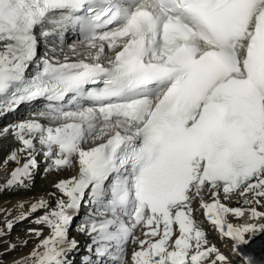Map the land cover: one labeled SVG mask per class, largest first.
Wrapping results in <instances>:
<instances>
[{
  "label": "snow or ice",
  "instance_id": "snow-or-ice-1",
  "mask_svg": "<svg viewBox=\"0 0 264 264\" xmlns=\"http://www.w3.org/2000/svg\"><path fill=\"white\" fill-rule=\"evenodd\" d=\"M69 26L79 59L41 58L26 75L39 36ZM39 98L46 122L4 129L19 145L4 187L26 186L38 154L46 171H77L54 184V207L31 204L47 209L37 223L49 234L13 264H72L82 204L91 210L78 230L112 264H128L130 243L131 264H254L243 246L264 233L253 206L264 199V0H0V109ZM197 197L235 262L193 218Z\"/></svg>",
  "mask_w": 264,
  "mask_h": 264
},
{
  "label": "bare ground",
  "instance_id": "bare-ground-1",
  "mask_svg": "<svg viewBox=\"0 0 264 264\" xmlns=\"http://www.w3.org/2000/svg\"><path fill=\"white\" fill-rule=\"evenodd\" d=\"M47 38L51 39L52 41L53 40H55V41H57V40L60 41L61 40V39H59L57 37L56 34L50 35ZM62 40L63 41L65 40L66 42H68L69 43V47L72 48V46L75 45L78 50H82V46L79 44L80 40L74 38V33L71 32V27L70 26L66 29V32L64 33V36H63ZM38 46H39V44H38ZM54 51L57 52L58 49H55ZM72 51H73L72 49H70V50L66 49L67 53H70ZM106 51H108V50L106 49ZM74 54H76V53H74ZM109 54H111V53L109 52ZM70 55H72V53ZM70 55L69 54L68 55H60V56L56 55V58L59 61H61V62L64 61L65 57H68V59L70 61H74V60H78L79 59V56L77 54L74 55L73 57L70 56ZM42 100L43 99L39 98V99L33 100L31 102L32 103L35 102L39 107H41V109L44 108V110H45L47 105L42 103ZM31 102H29V103H31ZM19 106H22V108L16 106V107H14L11 110L0 109V117H2V115L5 114V113H8L9 115H12V116L17 115V113H19L21 110H23L25 108H28L30 106V104H28L26 102V103L20 104ZM15 108H20V109H18L17 111H14ZM41 111H43V110H41ZM38 113H33L31 115H28V117H27L28 119L27 120H29V119H40L41 122H46V121H43V119L41 117H39ZM6 118H7V116H6ZM18 122H20V121H17L15 123H13L12 125L8 126L7 129H11V127L14 126L15 124H17ZM4 142H6L8 144V146L10 147V151H12L13 149H15V148H17L19 146L18 142L15 140L13 135L5 134L4 131H3V132L0 133V147L3 145ZM42 158H43V156H41V160H42ZM41 160L37 159L38 164H40L39 161H41ZM21 162H23V160H21ZM46 164L48 165V163L46 161H44V165H46ZM15 167H17L16 164H15ZM37 168H38V166H37ZM42 168L46 169L47 166H43ZM37 170L36 169L33 170V175H32L31 180H26L25 181V184H26V186H24L25 188L29 185V183L32 181L33 178H37V177H39V175H41V173L38 172ZM70 170H71V172H66V173L62 174V176L61 175L58 176V175L55 174V171L57 172L58 170L46 171V173H49V175L45 176V178L47 177L46 178L47 179V185L44 186V188H43V189H45V191H38L37 193H35V191H34V193H35L34 195L30 194V195H27V197L24 196V198L18 199L17 201H14L13 203H10V204L6 203V204H3V205H0V239H7V235H8L7 234V229H8L7 222H11L12 225L16 224V226H17L18 224H21L22 220H28L27 217H31V218H34L33 220H35V222H36L35 225H39V224H37V220L40 219L45 214L47 209H40V210H38L36 212H31L30 211L31 204L32 203H36L37 201L43 199L44 201L47 202L49 208L54 207L56 202H57V200L61 198V193L54 187V184L56 182H58L59 180H61V179H65V178H68L71 175H74L76 173V171H77V169L75 167H72V169H70ZM9 176H10V174H8V177ZM17 186H19V185H17ZM41 187H42V185H41ZM35 189H37V188H35ZM38 190H39V187H38ZM27 191H29V190H27ZM19 193H21V192H19ZM23 195H24V193H23ZM203 195H204V193H203ZM11 196L12 197L16 196V193L14 191L8 192V193L5 194L4 197H11ZM4 197L1 196L0 198H4ZM220 198H221V202L225 203L229 207H233V205H234L233 204V200H235L237 198L241 199V201H242V203L244 205L243 208L249 207V205L244 204V198L243 197H238L236 195H233L231 199L224 200L223 199V193L221 192L220 193ZM204 199H205V201H207V200L211 201L209 195H208V197H204ZM196 201H197L198 208H201L200 207V198L197 197ZM262 201L264 202V199H262ZM8 202H12V201H8ZM21 204L23 205V207H20ZM253 206L257 207V209L259 211L264 212V208H263L264 205L262 204V202L259 205H253ZM201 210L203 211V214H204V209L201 208ZM87 212H90V209H87ZM21 213H25L26 214V218L24 216H21ZM88 214H86V215L85 214H81L80 215L81 216L80 217L81 218L80 219L81 223L85 219H87ZM227 219L229 221L233 222V223H239L240 222V221L236 220L231 214L228 215ZM203 221L204 222L208 221L205 218V215L203 217ZM32 223H34V222H32ZM209 224H210V222H209ZM213 228H214V226H213ZM38 229L42 233L41 236H39V237L35 236L34 240H32V241L31 240L29 241L26 238H22L19 244H17L15 247H10L9 250L7 251V253L6 254L4 253V255L2 257H0V264H13L14 261H18V260H21V258L26 257L33 250V248L39 243V241L49 234V229L44 224L40 223ZM215 232H216V235L218 236V237H216L218 239V241H222V240H225V242L228 241V243L230 244V246H229V249L231 250L230 253H232L231 255H233V258L236 261L237 257L240 255V253L233 251V242L230 239H228V238H223V239L221 238L222 240H220V234L218 233L217 230H215ZM85 235H87L88 240L87 239L77 240L72 235H69V238H74L78 242L76 250H78V246H80V245H83V247L87 248V250H88V246L91 244V237L87 233H85ZM137 235H141V233L138 231ZM246 238H249V237H246ZM210 243L213 244L212 242H210ZM94 247L95 246H93V248ZM76 250H74L70 254V257ZM220 250H221V248H220ZM243 251L245 253H249V254L254 255V258H255L254 264H264V233H260V234H257L255 236L250 237V243H249V245L243 246ZM78 252H79V254L81 256V261H83L84 257H86L88 255V254H83L79 250H78ZM76 253H77V251H76ZM131 254H132V252H131ZM93 259L99 260V261L96 262L97 264H112L111 258L110 259L106 258V260H104V263L102 261L103 257H96L95 255H93ZM72 263H74V261ZM240 264H244L243 260L240 261Z\"/></svg>",
  "mask_w": 264,
  "mask_h": 264
},
{
  "label": "rangeland",
  "instance_id": "rangeland-1",
  "mask_svg": "<svg viewBox=\"0 0 264 264\" xmlns=\"http://www.w3.org/2000/svg\"><path fill=\"white\" fill-rule=\"evenodd\" d=\"M65 32H66V29L63 30L62 33L56 34L57 37L59 39H61L60 41L59 40H57V41L53 40L52 41L51 39H49L47 37L45 38L44 36H39V46H40L39 48L40 49L43 48L42 50H44L48 54V57L53 61L58 60L56 58V55H59V56L60 55H68V54L70 55L71 53H72V55H70V56H72V57L74 55H76V54H74L73 51L70 53L66 52V49L70 50L72 48L69 47L68 42H66L65 40L64 41L62 40ZM55 49H58V51L55 52L54 51ZM41 110L44 111V109H41V107L34 104L28 108L21 110L19 113H17V115H14V116L9 115L8 113L3 114L4 116L2 115V117H0V133L3 132L4 129L8 128V126L12 125L13 123H15L17 121L27 120L28 115L41 112ZM15 111H17V110H15ZM6 116H7V118H6ZM2 146L0 147V197L1 196L4 197L6 193L11 192V191H14L16 193V196L0 198V205L6 204V203L7 204L13 203L14 201H17L18 199L24 198V196L27 197V195H30V194L34 195L38 191H45V189H43L44 186L47 185V179H46L47 177L45 178V176H48L49 173H46V170L43 169L42 167L48 166V165L47 164L44 165L45 159L43 157L41 160L42 155H40V154H38L36 156V158L38 160H41V161H39L40 164H38V168H35L36 170L38 169L37 171L41 173V175H39V177L33 178L32 181L30 182L31 184L29 183V185L26 188L22 187V186H17V187L14 186L12 188H5L4 187L7 179H9L8 174H10L11 171L15 168V164L13 162H8L7 164L4 163V161L6 160V158L8 157V155L11 151H10V147L8 146V144L6 142H4ZM70 169H72V168H64V169L58 170L57 172L55 171V174L58 176H60V175L62 176V174L66 173V172H71ZM41 185H42V187H41ZM38 187H39V190H38ZM35 188H37V189H35ZM27 190H29V191H27ZM34 191H35V193H34ZM19 192H21V193H19ZM23 193H24V195H23ZM208 195H209V193H207V192L204 193V197H208ZM8 201H12V202H8ZM240 201H241L240 198L233 200V204H234L233 207H244L242 201L241 202ZM205 202H211V201L207 200ZM262 204L264 205L263 201H262ZM191 207L193 208V213H192L193 218L205 230L209 242H212L213 244L218 246V248L220 247L221 248L220 251L223 252L224 254H226L232 261L235 262L233 255H231L232 253H230L231 250L229 249L230 244L228 243V241L225 242V240H222L221 237H220V240H222L223 242L218 241V239L216 238L218 236L216 235L215 227L213 228V225H210L208 221H205V222L203 221L204 214H203V211L201 210V208H198L196 198L193 200ZM87 209H90V207L87 204H82L81 208L79 209L77 216H75L74 221H73V223L69 229V235H72L77 240H82V239L88 240L87 235H85L84 232H80L78 230V226L81 224V221H80L81 216L80 215L81 214H85V215L88 214L89 212H87ZM27 219L28 220H22L21 224H18L17 226H16V224L12 225L11 229H9V228L7 229V234H8L7 239H0V257H2L4 255V253L6 254L12 245L16 246L17 244H19L22 238H26L29 241L34 240V237L36 236L35 231H30V230L40 231L38 229L40 223H37L39 225H35L36 222H35V220H33L34 218L27 217ZM32 222H34V223H32ZM133 248H134V246L130 243L126 249V258L128 260V264H131L130 257H131V252H132ZM78 250L80 252H82L83 254H87V252L90 255L94 254V251L89 252V250H87V248H84L83 245L78 246ZM78 250H76L77 253L75 251L71 255V257H74V259L76 261L80 262V259H79L80 254H79ZM88 257L90 260H95V259H93V257H90V256H88ZM106 258L110 259V257H107V256L105 258L103 257V259H105V260H106Z\"/></svg>",
  "mask_w": 264,
  "mask_h": 264
}]
</instances>
